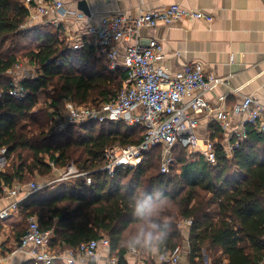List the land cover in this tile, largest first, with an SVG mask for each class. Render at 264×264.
Instances as JSON below:
<instances>
[{"label":"trees","instance_id":"trees-1","mask_svg":"<svg viewBox=\"0 0 264 264\" xmlns=\"http://www.w3.org/2000/svg\"><path fill=\"white\" fill-rule=\"evenodd\" d=\"M28 17L23 0H0V151L5 150L8 161L0 173V194L4 186L48 177L54 171L52 163L57 169L74 164L92 178L91 185L82 178L73 179L70 187L64 186L51 198L33 194L20 204L27 221L35 216L42 230L53 232L50 249L64 254L84 242L108 237L111 255L118 264H127L129 250L120 241L135 230L127 196L146 190L161 191L170 199L161 217L170 228L160 255L181 246V226L189 222V264H206V259L211 264L264 263V136L247 128V139L228 156L221 143L224 133L213 124L215 164L201 153L187 154L177 147L174 157L179 171L175 165L162 173L161 149L155 148L141 165L118 169L110 176L102 170L107 149L140 144L145 129L124 122L91 121L56 131L51 109L66 98L100 107L117 97L126 73L112 72L93 47L71 49L61 39L60 29L52 31L54 26L23 31ZM26 38L37 43L24 55L37 68V75L22 81L29 93L19 101L9 95L12 80L6 73L19 62L17 52ZM41 94L51 100L50 108L36 109ZM27 228L23 227L20 241ZM137 252L152 254L143 249Z\"/></svg>","mask_w":264,"mask_h":264},{"label":"built area","instance_id":"built-area-1","mask_svg":"<svg viewBox=\"0 0 264 264\" xmlns=\"http://www.w3.org/2000/svg\"><path fill=\"white\" fill-rule=\"evenodd\" d=\"M23 2L29 9L25 24L35 21L38 17L58 16L66 6L65 0ZM77 17L84 18L85 15L78 14ZM183 20L212 22L213 17L202 11L182 8L177 3L163 9L144 12L138 17L117 14L103 17L98 23L88 24L86 39L78 37L70 45L73 50L93 47L107 61L112 72L120 69L127 76L117 97L100 107L79 105L66 98L58 108L51 109L56 131L91 121L124 122L129 127L141 126L145 129L144 139L140 144L125 147L116 145L107 149L102 170L110 176L118 169H131L141 165L155 148L161 149V172H170L175 167L174 150L177 147L189 152L199 151L201 140L198 128L202 116H214L223 133L231 129L230 114L224 109L212 107L206 98L209 92L229 86L228 79L208 73L205 65L201 63L187 64L177 73L170 75L157 66V62L163 58V45L156 39L144 41L140 37L144 28L170 27ZM51 22L59 25L57 20ZM123 41H134V44L121 53L119 45ZM20 72L28 71L17 63L7 73L13 77L9 95L22 101L29 91L22 85L21 80L15 77V74L19 75ZM220 100L225 102L226 97L221 96ZM232 112L242 116L244 123L240 130L228 137L231 139L230 146L226 148L228 156L247 139V128L252 127L264 136V104L247 96L233 106ZM203 155L207 161L216 163L212 142H208ZM51 165L54 170L57 169L53 163ZM66 169L67 172L57 179V182L82 178L86 185L92 184L90 172H81L74 164H70ZM45 187L38 182H32L10 189L8 194L15 198V201L9 208L0 212V222L18 211L22 201L19 198L20 193L23 192L27 197ZM52 239L53 232L42 230L38 219L31 217L18 251L25 253L35 264H56L61 261L66 264H87L96 259L102 249L110 251L111 247L110 239L104 237L84 242L64 254H57L50 249ZM182 255L183 249L179 246L166 255H160L159 261L163 264H181ZM111 263L118 264L116 259H111Z\"/></svg>","mask_w":264,"mask_h":264},{"label":"crops","instance_id":"crops-1","mask_svg":"<svg viewBox=\"0 0 264 264\" xmlns=\"http://www.w3.org/2000/svg\"><path fill=\"white\" fill-rule=\"evenodd\" d=\"M65 1V10L58 16L38 17L35 21L25 24V27L31 26L30 28L23 27L22 30L52 25L63 32L62 39L70 47L78 37L86 39L88 24L98 23L107 16L124 14L138 17L144 12L163 9L177 3L182 8L202 11L213 17L212 22L183 20L170 27L144 28L140 32V37L144 41L156 39L163 45V58L157 62V66L170 75L177 73L187 64L201 63L205 65L208 73L228 79L229 86L220 87L206 95L212 107L224 109L230 114L231 129L224 133L221 140L226 148L231 144V139L228 137L240 130L244 123L242 116L232 112L233 106L247 96L264 104V0H87L91 16L84 18L77 17L78 14H83L77 7L79 0ZM54 20L58 21V26L51 22ZM131 44H134V41L121 42L119 45L121 53ZM20 73L22 75L15 74V77L21 82L31 76L29 72ZM6 76L13 80L8 73ZM221 96L226 97L225 102L220 100ZM213 124L218 125L214 116L201 117L198 128L201 143L198 153L204 154L208 142H212L210 131ZM4 154V150H1L0 173L5 172L8 165ZM64 173H66L65 169H55L43 181L37 179L40 180L39 184L46 186L42 191L59 183L57 179ZM20 185L16 183L12 188ZM12 188L2 187L0 212L14 203L15 198L8 194ZM29 197H25L23 192L19 196L21 203ZM28 221L19 207L17 212L0 222V264H26L31 261L25 253L18 251L19 235L23 227L28 225ZM182 226L184 245L181 246L183 249L181 264H189L190 224L184 222ZM68 251L70 249L65 253ZM159 256V253L144 256L137 251L136 253L128 251L125 258L127 264H163L159 261ZM111 259L117 260V257L111 255L107 249H102L98 257L87 264L91 262V264H112ZM56 264H66V262L61 261ZM206 264H211L208 259ZM225 264L228 262L225 261Z\"/></svg>","mask_w":264,"mask_h":264},{"label":"clouds","instance_id":"clouds-1","mask_svg":"<svg viewBox=\"0 0 264 264\" xmlns=\"http://www.w3.org/2000/svg\"><path fill=\"white\" fill-rule=\"evenodd\" d=\"M128 207L135 219V230L120 246L131 252L143 249L146 252L158 253L169 237L170 224L161 220L170 199L161 191L148 193L146 190H134L127 196Z\"/></svg>","mask_w":264,"mask_h":264},{"label":"rangeland","instance_id":"rangeland-1","mask_svg":"<svg viewBox=\"0 0 264 264\" xmlns=\"http://www.w3.org/2000/svg\"><path fill=\"white\" fill-rule=\"evenodd\" d=\"M52 26V25H51ZM31 26H28V27H25V28H30ZM53 27V26H52ZM57 29V27H54V29L52 30L53 32H55V30ZM30 30V29H29ZM23 31H28L27 29H25V30H23ZM61 31V30H60ZM64 37V35H63V32L61 31V39ZM36 46H37V43L34 41V39H28V38H26V39H24V42H23V48L20 50V51H18L17 52V54H18V57H19V64H21L22 66H23V68H24V70H26V71H28L29 72V74L31 75V76H29V78H31V77H35L36 75H37V68L35 67V66H33L31 63H30V61H29V59L28 58H26L24 55H25V53H27V52H29L30 50H33V49H35L36 48ZM21 73H19V75H20ZM22 75V74H21ZM50 104H51V100L50 99H48V97L46 96V95H44V94H41L40 96H39V102H38V105H37V107H36V109H42V108H50L49 106H50ZM126 125H128L127 123H126ZM187 152V154H190V153H198V151H196V152H189V151H186ZM176 165V167H175V170L176 171H179V166L177 165V164H175ZM65 170H66V172H67V169L66 168H64ZM64 169H61V170H64ZM60 170V169H59ZM65 174V173H64ZM59 177V176H58ZM61 177V176H60ZM46 177H41V176H38L37 177V179H41V181H43L44 179H45ZM54 178H56V177H54ZM37 179H34L35 181L34 182H39L40 183V180L38 181ZM70 181H72V180H69L68 179V181L67 180H65L64 182H59V183H57L56 185H54V186H52V187H50V188H47V189H45V190H41V191H39L38 193H37V196L39 197V198H43V199H47V198H51V197H53V196H55L56 194H58L63 188H64V186L65 185H69V187H70V185H72V184H70ZM74 181V180H73ZM182 228H183V226H182ZM183 229H186V228H183ZM184 245V241H183V243L181 244V246H183Z\"/></svg>","mask_w":264,"mask_h":264},{"label":"water","instance_id":"water-1","mask_svg":"<svg viewBox=\"0 0 264 264\" xmlns=\"http://www.w3.org/2000/svg\"><path fill=\"white\" fill-rule=\"evenodd\" d=\"M77 7H78V10L81 13H83L85 16H88V17L91 16V11H90L87 0H79Z\"/></svg>","mask_w":264,"mask_h":264}]
</instances>
